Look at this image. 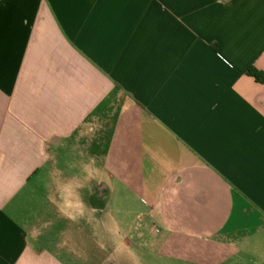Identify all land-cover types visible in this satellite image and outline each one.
<instances>
[{"label": "crops", "instance_id": "1", "mask_svg": "<svg viewBox=\"0 0 264 264\" xmlns=\"http://www.w3.org/2000/svg\"><path fill=\"white\" fill-rule=\"evenodd\" d=\"M248 68L264 0H0V264H264Z\"/></svg>", "mask_w": 264, "mask_h": 264}, {"label": "trees", "instance_id": "2", "mask_svg": "<svg viewBox=\"0 0 264 264\" xmlns=\"http://www.w3.org/2000/svg\"><path fill=\"white\" fill-rule=\"evenodd\" d=\"M245 74L252 77L255 81L259 83H264V73L263 72H258L254 68H248Z\"/></svg>", "mask_w": 264, "mask_h": 264}, {"label": "clouds", "instance_id": "3", "mask_svg": "<svg viewBox=\"0 0 264 264\" xmlns=\"http://www.w3.org/2000/svg\"><path fill=\"white\" fill-rule=\"evenodd\" d=\"M83 167H84V170L88 173L89 176L93 175V169L91 168L90 164H85ZM68 206L71 207L70 204ZM78 207L80 209V213L79 214L83 215V207H84L83 204L82 203L78 204ZM73 219H75V216H73Z\"/></svg>", "mask_w": 264, "mask_h": 264}, {"label": "rangeland", "instance_id": "4", "mask_svg": "<svg viewBox=\"0 0 264 264\" xmlns=\"http://www.w3.org/2000/svg\"><path fill=\"white\" fill-rule=\"evenodd\" d=\"M116 207H118V203H117ZM149 264H158V263H156V262H155V263H154V262H153V263H152V262H150Z\"/></svg>", "mask_w": 264, "mask_h": 264}, {"label": "built area", "instance_id": "5", "mask_svg": "<svg viewBox=\"0 0 264 264\" xmlns=\"http://www.w3.org/2000/svg\"><path fill=\"white\" fill-rule=\"evenodd\" d=\"M155 232L157 233V232H158V230H157V229H155Z\"/></svg>", "mask_w": 264, "mask_h": 264}]
</instances>
